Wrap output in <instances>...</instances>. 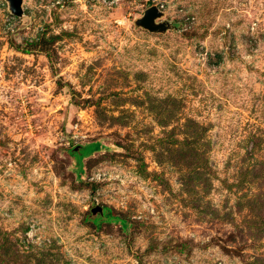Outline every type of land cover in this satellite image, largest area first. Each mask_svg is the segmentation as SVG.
Listing matches in <instances>:
<instances>
[{"label": "rangeland", "instance_id": "rangeland-1", "mask_svg": "<svg viewBox=\"0 0 264 264\" xmlns=\"http://www.w3.org/2000/svg\"><path fill=\"white\" fill-rule=\"evenodd\" d=\"M22 10L0 0V264H264V0Z\"/></svg>", "mask_w": 264, "mask_h": 264}, {"label": "water", "instance_id": "water-1", "mask_svg": "<svg viewBox=\"0 0 264 264\" xmlns=\"http://www.w3.org/2000/svg\"><path fill=\"white\" fill-rule=\"evenodd\" d=\"M9 5V9L13 15L21 17L23 15L22 3L23 0H6ZM94 1V0H90ZM162 17V12L156 7L151 6L143 13L142 17L135 21L137 27L143 28L151 33H161L165 32L170 26L166 22H156L157 19ZM92 215H102V207L95 206L91 209Z\"/></svg>", "mask_w": 264, "mask_h": 264}, {"label": "trees", "instance_id": "trees-1", "mask_svg": "<svg viewBox=\"0 0 264 264\" xmlns=\"http://www.w3.org/2000/svg\"><path fill=\"white\" fill-rule=\"evenodd\" d=\"M100 150H101V145H100L99 148H97L95 151H92L90 154L82 155V156L80 157V161H81L82 158L87 157V156H90V155H92L93 153L98 152V151H100ZM109 221H116V222H119V221H122V220H117V219H111V218H110ZM123 223H124V226H122V227H127V224H126L125 222H123Z\"/></svg>", "mask_w": 264, "mask_h": 264}]
</instances>
